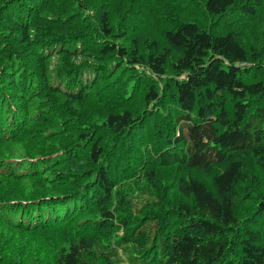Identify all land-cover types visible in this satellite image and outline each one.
<instances>
[{
    "label": "trees",
    "instance_id": "16d2710c",
    "mask_svg": "<svg viewBox=\"0 0 264 264\" xmlns=\"http://www.w3.org/2000/svg\"><path fill=\"white\" fill-rule=\"evenodd\" d=\"M182 1L0 0V264H264V0Z\"/></svg>",
    "mask_w": 264,
    "mask_h": 264
},
{
    "label": "rangeland",
    "instance_id": "374dc122",
    "mask_svg": "<svg viewBox=\"0 0 264 264\" xmlns=\"http://www.w3.org/2000/svg\"><path fill=\"white\" fill-rule=\"evenodd\" d=\"M105 0H100V2H103ZM112 4H113V0ZM118 0H114L115 5L117 6L118 4H120V9L119 11H123V6L121 2H118ZM197 1V0H196ZM184 5H186L185 9L186 11H180V9H175V11H173V14L176 18L181 19L183 21L185 20H196L201 22L204 26H208L211 24L213 30L215 31H221L217 26L215 22H218L217 20H211V18H207L205 17V15H202L199 9V7L197 8L196 6H194V4H197L195 1H193V3L189 4L186 3L188 1H182ZM190 2V1H189ZM179 3H181V0H179ZM191 6V8H193L192 12L189 11V7ZM190 8V9H191ZM188 12V13H187ZM155 14H158L155 12ZM164 14V13H163ZM155 16H147L144 15L141 20L136 21L137 25H141L142 24V28L140 30H130L128 31V33L119 38L117 41L119 43H122L124 45L133 47L134 45H137L135 43H133L134 41V37L137 38L138 40V45L141 48L145 49V44H143L144 40L147 38L150 39H155L159 42H164L162 39V36L160 34V30L163 28L164 25H162V23L158 20L155 19ZM162 18V17H159ZM163 19V18H162ZM118 20L119 18H116V24H118ZM142 20L144 21L142 23ZM243 25H241L242 30L241 32L243 33L241 35V39L245 45V47H250L251 49H253V47L257 48L258 50H264V11H261L259 16L255 19H250V20H243ZM166 26V25H165ZM116 31H118V29H116ZM161 47L164 44H159ZM174 56L176 55L175 51L172 53ZM86 58V57H85ZM83 57H80L78 59V61L82 60ZM105 115V113L100 112V117L101 119H103V116ZM260 172V176L261 179L256 180L261 188H264V185L262 186V183L264 182V170L263 169H259ZM178 173L180 174H184V173H190L193 175H197L199 177H201L207 184H209L210 187H212L213 182H212V177L210 176V172L207 171H203V170H199V169H186V168H182L178 171ZM164 178H168V179H172L174 178L175 173L172 171H168V170H164L162 172ZM171 195L172 196H176L178 200L182 199L181 196H178L177 193H175V191L171 190ZM170 196V195H169ZM255 199H248V200H244V201H238V207H239V217L241 220H244L246 217L250 216L254 210L255 207ZM252 216V215H251ZM260 222H262V227L264 228V219L259 220L258 223L256 222V224L258 225ZM83 229V228H82ZM76 231V230H75ZM71 231H68L67 233L69 234ZM77 232V231H76ZM43 243V241H41L40 244L34 245L33 242L27 240L26 243V247L23 250V252L31 257H34L35 250L38 249L37 254L39 253L38 256H36L38 259H34L33 261L37 262L38 260H40L42 257H45V261H50L51 256H53L52 254V249L50 246L47 245H43L41 246V244Z\"/></svg>",
    "mask_w": 264,
    "mask_h": 264
}]
</instances>
